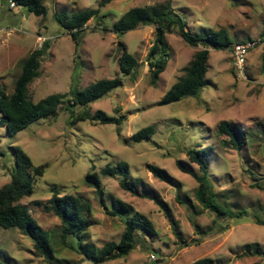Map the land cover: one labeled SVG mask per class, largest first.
Instances as JSON below:
<instances>
[{
  "label": "rangeland",
  "instance_id": "rangeland-1",
  "mask_svg": "<svg viewBox=\"0 0 264 264\" xmlns=\"http://www.w3.org/2000/svg\"><path fill=\"white\" fill-rule=\"evenodd\" d=\"M102 1L43 0L48 14L37 17L23 8H12L10 0H0V77L8 93L14 90L22 63L48 41L40 77L29 86L33 102L117 78L122 86L92 103L89 110L92 114L104 111L113 117L125 116L120 126L74 122L82 108H74L72 115L63 105L56 115L31 124L15 137L1 127L0 187L10 181L16 168V148L28 155L35 167L44 166L33 195L21 203L44 231L55 236V264L56 259L63 264L94 263L71 249L70 239L67 245L61 241L59 218L44 209L53 187L62 194L82 196L89 203L92 226L85 242L96 249L119 242L124 232L121 219L108 212L112 199L131 205L153 222L156 235L141 234L130 255L103 264H197L203 259L211 264H264V226L254 220L255 215L264 219V0H171L193 34L223 29L235 43L256 44L247 56V80L237 75L232 48L211 49L208 83L200 96L165 106L159 101L202 47L190 46L175 32L167 33L170 59L153 85L148 52L155 40V27L120 34L113 26L131 8L167 0H113L87 23L76 50L71 34L56 17L97 9ZM124 46L139 63L130 75L120 71ZM224 121L234 123L244 134L241 150L218 133ZM149 126L155 129L150 140H130ZM206 147H212L208 162L216 191L233 206L247 211V217L217 219L196 200L198 184L178 163L197 170L187 151ZM119 162L130 166L132 182L147 198L125 191L118 178L100 175L107 210L99 192L85 179L90 172L100 174L107 164ZM149 165L162 169L168 181L155 177ZM184 197L190 205L180 202ZM167 212L177 223L182 240L174 234ZM0 247V264H49L36 254L32 240L19 229L0 227Z\"/></svg>",
  "mask_w": 264,
  "mask_h": 264
},
{
  "label": "trees",
  "instance_id": "trees-1",
  "mask_svg": "<svg viewBox=\"0 0 264 264\" xmlns=\"http://www.w3.org/2000/svg\"><path fill=\"white\" fill-rule=\"evenodd\" d=\"M15 8H23L27 12L37 17H45L48 9L43 0H13ZM113 0H103L97 9H87L72 17L58 15L56 20L61 26L68 30L76 44V50L80 46L81 34L85 30L87 23L97 17L101 8L111 3ZM144 26L155 27V40L148 52V70L151 81L156 85L160 75L165 71L170 59L166 34L175 32L190 46H201L189 65L183 69V75L159 101L160 106L170 105L181 102L186 98H198L208 81V61L210 50H227L232 48L235 43L225 30H208L200 34H193L189 29L186 18L174 9L171 0L159 5H147L134 7L125 12L120 20L113 26V31L124 34ZM246 43V42H240ZM49 42L44 46L33 51L22 63L21 74L14 84L12 93H8L1 83L0 77V128L4 127L10 137H15L18 133L28 128L31 124L57 114L63 105L75 114L74 108H82L77 113L74 122L91 121L99 124H113L120 126L125 120V116L113 117L104 111H97L92 114L89 106L122 86V81L114 79H104L92 83L84 90L71 88L68 93L52 94L38 102H33L29 96V86L40 77L42 59L46 54ZM123 53L120 57V71L124 75H130L138 66L136 58L122 47ZM155 132L154 127L149 126L138 131L130 137V140L139 143L150 140ZM218 133L227 136L230 144L237 150H241L245 145V136L239 127L231 122H222L219 125ZM212 147L187 151L191 163L196 164L198 169L185 168L178 163L179 168L192 176L197 182L195 190L196 200L202 205L203 209L213 213L217 219H237L247 217V211L238 206H233L227 201V197L217 192L215 184L209 171L208 157ZM0 155L2 153L0 152ZM16 168L11 174L8 183L0 187V227L3 229H19L33 242V247L37 255L45 257L49 264L55 256V236L48 231H44L31 215L29 209L21 203L26 197H31L34 193L36 178L44 174V166L35 167L31 159L21 149H15ZM150 172L161 181H168V177L159 167L149 165ZM100 175L115 177L119 179L120 186L134 196L147 198L146 194L138 191L135 182H132L130 166L126 162H119L116 165L107 164L100 174L90 172L85 179L88 186L93 187L99 192L101 203L105 209L109 210L102 197V181ZM171 182V181H170ZM154 198V197H152ZM156 198V197H155ZM177 200L179 198L177 197ZM183 204L190 205L187 197L181 201ZM41 204V203H38ZM111 216L118 217L124 224V232L119 242L106 243L102 248L96 249L86 244L89 228L92 226L90 219V205L79 195L62 194L57 187L52 189V197L44 207L46 211L52 212L60 220L61 241L67 245L68 239L71 240L69 247L79 252L87 261L94 264H103L112 260L125 258L130 255L137 246L139 236L152 237L156 235L153 222L142 213L135 210L131 205L112 199L110 202ZM167 218L171 222L173 232L182 240L177 223L167 212ZM255 223L264 226V219L254 216ZM198 234H200L198 232ZM251 246L249 245L248 248ZM78 248V250H77ZM258 248L256 249V252ZM0 257L2 250L0 247ZM63 261L56 259V264H63ZM197 264H211L208 259L200 260Z\"/></svg>",
  "mask_w": 264,
  "mask_h": 264
},
{
  "label": "built area",
  "instance_id": "built-area-1",
  "mask_svg": "<svg viewBox=\"0 0 264 264\" xmlns=\"http://www.w3.org/2000/svg\"><path fill=\"white\" fill-rule=\"evenodd\" d=\"M10 5L15 8V2L10 0ZM255 42L248 41L246 43H237L232 46L233 65L237 72V75L242 80H247V73L245 65L247 62V56L252 48L255 46Z\"/></svg>",
  "mask_w": 264,
  "mask_h": 264
}]
</instances>
